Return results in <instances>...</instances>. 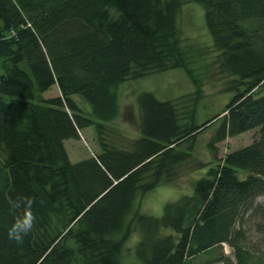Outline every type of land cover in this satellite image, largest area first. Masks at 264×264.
Here are the masks:
<instances>
[{"label":"trees","instance_id":"1","mask_svg":"<svg viewBox=\"0 0 264 264\" xmlns=\"http://www.w3.org/2000/svg\"><path fill=\"white\" fill-rule=\"evenodd\" d=\"M193 4L211 63L180 46L176 19ZM211 65L231 79L232 97L197 125ZM175 69L190 98L138 93L137 138L117 143L118 88ZM0 70V264H122L132 230L138 264H193L223 244L234 263L218 254L205 264H264L234 230L248 213L264 230V0H0ZM52 86L58 95L44 98ZM214 126L206 147L216 165L191 196L166 204L160 218L140 215L139 202L173 187L197 136ZM91 127L99 154L71 164L64 142ZM248 132H256L248 147L216 159L215 146ZM20 196L34 198L37 219L17 245L7 231L9 201Z\"/></svg>","mask_w":264,"mask_h":264},{"label":"rangeland","instance_id":"2","mask_svg":"<svg viewBox=\"0 0 264 264\" xmlns=\"http://www.w3.org/2000/svg\"><path fill=\"white\" fill-rule=\"evenodd\" d=\"M176 23L179 29L180 46L192 51L194 56L200 55L199 59L204 60L205 63H211L216 54L211 47V41L203 23L201 8L194 4L182 6ZM208 70L209 75L202 78V87H200L201 97L197 105V125L201 124L204 119L220 112L232 97V92L227 91L231 79L220 75L213 65ZM2 74L0 70V75ZM193 91L190 81L181 69L150 74L143 79L123 83L118 88V103L121 114L113 124L117 129L115 132L116 142L126 143L137 138L134 99L138 93L149 92L157 100L165 101L180 97L190 98ZM260 92L264 95V86ZM57 95L56 86H52L43 93L44 98ZM214 131L215 126L208 128L197 136L191 154V162L185 164L178 171V178L173 187H159L147 194L138 204L137 210L140 215L160 218L162 209L166 204L174 203L182 197L191 196L192 185L204 176L207 167L216 165L206 147ZM78 137V141H67L63 144L71 164L94 158L99 154L96 136L92 127L79 132ZM255 138L256 132H248L236 138L225 140L215 146L217 149L216 159L221 160L229 153L248 147ZM262 207L263 200L261 198L256 199L253 208L259 210ZM234 230L242 231L243 240L240 242L242 250L251 255L253 260L264 261V230L261 228L259 219L248 213L235 223ZM138 240V234L135 230H132L122 249V264H138L133 256V249ZM218 254L234 263L231 248L223 244L215 252L216 256L199 257L194 260L193 264H205V262L216 258ZM212 264L221 263L215 262Z\"/></svg>","mask_w":264,"mask_h":264},{"label":"clouds","instance_id":"3","mask_svg":"<svg viewBox=\"0 0 264 264\" xmlns=\"http://www.w3.org/2000/svg\"><path fill=\"white\" fill-rule=\"evenodd\" d=\"M35 200L28 196H20L17 199L10 200L9 205L13 214V222L8 228V238L17 245H22L34 229L36 224V215L33 211Z\"/></svg>","mask_w":264,"mask_h":264}]
</instances>
